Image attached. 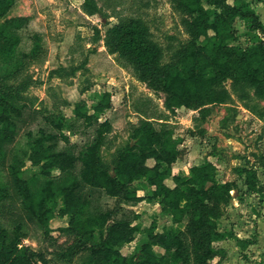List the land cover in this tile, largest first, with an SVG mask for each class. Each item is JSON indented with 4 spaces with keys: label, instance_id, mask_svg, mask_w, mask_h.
<instances>
[{
    "label": "trees",
    "instance_id": "trees-1",
    "mask_svg": "<svg viewBox=\"0 0 264 264\" xmlns=\"http://www.w3.org/2000/svg\"><path fill=\"white\" fill-rule=\"evenodd\" d=\"M16 3L0 0V19ZM179 5L190 15V39L177 51L176 63L160 64L162 48L140 20L120 21L109 28L108 48L127 58L149 86L167 94L166 108L171 112L184 106L207 116L211 106L227 103L233 92L240 99L250 97L248 89L264 98V23L251 3L179 0ZM237 19L244 20L260 38L246 46L239 44L234 28ZM42 44V35L32 28L30 18L1 23L0 79L16 75L28 59L38 55ZM112 106L110 91L90 106L79 100L73 106L74 119L66 126L61 118L49 117L0 87V264H47L44 256L23 244L31 232L47 228L54 216L48 201L35 198L23 177L28 163L45 171L59 170L55 179L63 197L58 215L67 217L69 229L77 234L59 252L65 260L85 252L79 264H209L218 251L215 242L235 239L242 249L256 243V236L240 238L233 229L219 228L222 208L238 186L234 180H220L213 161L205 158L191 165L188 173L173 171L185 155V138L165 120L140 119L132 124L134 141L119 152L109 170L101 151L113 123L102 116ZM66 130L81 139L73 142ZM239 172H249L252 179L244 181L247 189L264 196L256 170L243 166ZM141 179L147 184L140 188L146 190L143 195L131 186ZM102 198L119 199L129 206L156 201L159 213L180 227L159 226L157 217L146 226L138 212L123 208L107 226L105 237L99 236L98 231L116 212L107 202L103 205ZM140 232L143 237L136 251L123 252Z\"/></svg>",
    "mask_w": 264,
    "mask_h": 264
},
{
    "label": "rangeland",
    "instance_id": "rangeland-1",
    "mask_svg": "<svg viewBox=\"0 0 264 264\" xmlns=\"http://www.w3.org/2000/svg\"><path fill=\"white\" fill-rule=\"evenodd\" d=\"M248 1L264 23V0ZM15 17L31 19L32 28L42 35V49L38 55L28 59L16 75L0 79V87L14 92L21 102L42 109L49 117L61 118L66 126L74 119L75 102L85 100L90 106L103 92L110 91L113 106L102 119L112 121L113 131L101 151L102 160L109 170L113 169L119 152L134 141L132 124L140 119L156 123L165 120L178 135L189 140L182 144L185 155L175 164L174 172H181V168H189L193 164L196 159L188 157L189 148L197 146L201 150L199 156L203 151L216 156L214 161L220 165V180L234 179L236 182L238 190H232V200L222 208L219 228H234L231 220L236 217L244 234L247 230L244 217L249 222H256L261 216L264 196L247 189L244 181L247 177L252 179V176L249 172H239V169L247 166L256 170L259 183L263 184L264 98H258L253 89H248L250 97L240 99L233 92L227 103L211 106L213 113L209 112L207 116L199 109L191 112L184 106L171 112L166 108L167 94L160 88L149 86L127 58L111 52L106 44L107 31L114 24L140 20L147 26L150 38L162 48L160 64L176 63L177 51L190 39L187 27L190 15L179 5V0H17L9 14L0 19V24ZM234 28L237 41L242 46L260 38V34L249 28L244 20L237 19ZM221 107H226L229 115L215 122L214 116L221 111ZM238 114L240 117H237ZM207 126H212L211 133ZM66 133L73 142L81 139L80 135H73L69 130ZM231 137L237 138V148L233 145L225 147ZM250 155L252 158L249 159ZM152 163L149 160V164ZM58 174V169L45 171L41 166L29 163L25 166L23 177L27 179L35 198H45L54 210V216L47 228L31 232L23 239V244L44 256L47 264H79L87 255L85 252L77 253L71 260L59 256V252L74 242L77 234L69 229L68 218L58 215L63 197L55 179ZM168 182L171 183L170 180ZM131 186L139 189L138 194H146V190L140 189L147 186L145 180H137ZM101 201L103 205L107 202L116 211L98 231L102 237H105L112 219L123 212V208L138 212L139 221L146 226L157 217L159 226L180 227L171 217L159 213L156 201L143 200L133 206L119 199L102 198ZM239 202L241 204L238 205ZM181 227L184 229V225ZM254 236H258L256 228L249 238ZM142 237L143 233H137L135 239L123 247V252H135ZM226 240V245L221 241L214 243L218 251L209 264H246L255 260L262 263L258 257H252L257 254L252 249L254 244L242 249L237 240Z\"/></svg>",
    "mask_w": 264,
    "mask_h": 264
},
{
    "label": "crops",
    "instance_id": "crops-1",
    "mask_svg": "<svg viewBox=\"0 0 264 264\" xmlns=\"http://www.w3.org/2000/svg\"><path fill=\"white\" fill-rule=\"evenodd\" d=\"M218 108V107H217ZM217 108H216V110H217ZM220 108V107H219ZM189 110H191V112H193V111H195L194 109H190L189 108ZM213 113V111L211 110L210 111V113ZM209 115H211V114H209ZM228 115H229V111H228V109L226 108V107H221V111H219L218 112V114H216L215 116H214V118H216L214 121L215 122H219L220 120H222V119H224V118H226V117H228ZM237 117H240L239 116V114L237 115ZM208 118V117H207ZM210 128H212V126H210L209 128H208V126H207V129H208V131H209V133H211L210 131H212V129H210ZM222 129H224V128H222ZM207 131V132H208ZM217 134V133H216ZM219 134V133H218ZM209 135V134H208ZM221 135V134H220ZM184 142L185 143H188L189 142V140H184ZM227 146H225V147H229L230 145H233L232 147L234 148H237V146H239V142H238V140H237V138H234V137H231V138H229L228 139V143L226 144ZM231 147V146H230ZM201 152V150L197 147V146H194L193 148H189V153H188V157H190L191 159L192 158H194V159H196L194 162H193V164H197V163H199V162H201L203 159H205V158H208L209 160H211V161H213L215 164H216V162L214 161V158H216V156H214L213 154H210V153H208V152H206V151H203L202 152V155H200L199 156V154H201L200 153ZM200 157V159H198L197 160V158L196 157ZM250 158H252V156L250 155L249 156V159ZM177 163V162H176ZM189 165L191 164V162L190 163H188ZM193 164H191V165H193ZM190 165V166H191ZM217 165V167H220V165H218V164H216ZM175 166V165H174ZM185 167V166H184ZM181 168L182 169V172H184V173H188L189 172V168L186 166V168ZM173 169H174V167H173ZM263 178H264V174H263ZM230 179H233V178H230ZM234 180V179H233ZM263 186H264V182H263V184H262ZM234 190H236L237 191V189H234ZM237 203V202H236ZM239 204H241V202H239L238 203V205ZM231 221H233V225H234V228H232V227H230V229H233L234 230V232H235V234L238 236V237H240V238H249L250 237V235L255 231V228L257 229V232H258V236H257V238H256V243L254 244V247L252 248L253 249V251L254 252H257V254H255V255H253L252 257L253 258H255V257H258L261 261H262V263H258V262H256V260L255 261H250V262H248V263H246V264H264V207H263V209H262V214H261V216L260 217H258V219L256 220V222L255 221H251L250 220V222H249V220H247V219H245V217H244V221H246V227H247V230H245V232H244V234H242L241 233V231H242V229L240 230V226H239V224H240V222H239V220L235 217L234 219H232ZM245 223V222H244ZM230 240V239H229ZM221 243L222 244H224V245H226V244H228V242H227V240H222L221 241ZM222 247H224L225 249H227L226 248V246H222ZM261 256H260V255ZM223 264H227L226 262H223Z\"/></svg>",
    "mask_w": 264,
    "mask_h": 264
}]
</instances>
